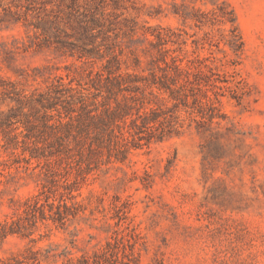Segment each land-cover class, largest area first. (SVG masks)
Wrapping results in <instances>:
<instances>
[{
    "label": "rangeland",
    "instance_id": "1",
    "mask_svg": "<svg viewBox=\"0 0 264 264\" xmlns=\"http://www.w3.org/2000/svg\"><path fill=\"white\" fill-rule=\"evenodd\" d=\"M107 64L128 114L100 144L64 105L101 112ZM57 79L58 128L0 92V264H264V0H0V83Z\"/></svg>",
    "mask_w": 264,
    "mask_h": 264
},
{
    "label": "trees",
    "instance_id": "2",
    "mask_svg": "<svg viewBox=\"0 0 264 264\" xmlns=\"http://www.w3.org/2000/svg\"><path fill=\"white\" fill-rule=\"evenodd\" d=\"M106 69L107 75H105L104 77V73H99V85L95 84L97 86V89H99L97 95L103 92V88L107 91V95L105 96V98L107 97L108 99L102 102L103 110L101 112L93 114L91 113V109H86L87 101L85 100V97L81 99V108H83V112L78 111V108L75 106L73 101H67V105H64L65 115L69 116V119L74 118L75 115H73V112L75 111L78 113V116L76 115L77 118H81V115L84 114L85 117H83L84 119L82 118L83 124L88 122V119H91V123L86 124H92L94 125V127H96L97 132L95 134V140L99 141L100 144H103L106 141L111 142L114 140V137H118V135L113 134L112 126L118 119H121L128 114L126 109H124L120 103L113 106L110 102V98L115 97L119 92L125 89V86H123L125 82L124 76L122 73L115 74L116 70L120 69L119 67H117V69H114L111 65L107 64ZM104 78L105 83L102 84ZM65 90V83H63L60 79H57V81H54L50 85H48V91L46 93L39 92L37 98L35 97L36 93H32L31 97H28L27 100H24V97H26V95L23 91L17 90L15 87L11 88L3 83H0V92L16 100L21 107H25L28 105V107L30 108V113H25V119L22 120L24 125L29 130H32L33 127H35L34 125L36 124V121H40L43 126H53L54 128H58V126L62 124V118L59 119V123H50L51 119L53 118V115L49 114L47 111L56 109L59 114V117H62V111L58 108V105L64 102L66 99L63 98ZM115 98L117 99V96ZM13 108L14 107L11 108L12 111ZM29 114H33L35 120H32V116ZM137 114L138 117L142 118H146L147 116V112L141 113L140 109L137 110ZM15 116L16 113L12 112L10 115L7 116V120H0V127L2 128V131L4 132L6 137L5 145L7 148L12 146L16 148L19 145L18 134L12 135L8 130L5 129V125L12 123L11 119ZM67 122H69L68 124H72L69 120ZM152 128V125L147 126V133L141 135L139 134V139L141 140L143 138H146L147 140L145 143H149L154 137V132L151 130ZM142 131L143 129H141L139 132ZM25 136L26 138L23 140L24 146L28 143L27 140L32 138V133L27 132L25 133ZM133 139H136V137L134 136ZM55 143L61 149L68 147L67 139L62 134L57 135V137L55 138ZM141 144L142 143H138L137 145Z\"/></svg>",
    "mask_w": 264,
    "mask_h": 264
}]
</instances>
